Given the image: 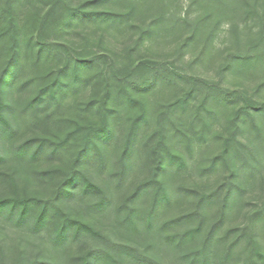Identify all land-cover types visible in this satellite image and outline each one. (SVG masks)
Segmentation results:
<instances>
[{
  "label": "trees",
  "instance_id": "1",
  "mask_svg": "<svg viewBox=\"0 0 264 264\" xmlns=\"http://www.w3.org/2000/svg\"><path fill=\"white\" fill-rule=\"evenodd\" d=\"M42 6L43 18L35 19ZM80 24L93 27L94 49L72 53L57 37ZM122 34L123 50L114 45L115 58L96 81L103 88L96 104L100 121L76 124L51 150L54 154L73 136L81 137L55 195L30 194L21 189L15 171H0V264H65L68 247L82 237L93 244L78 256L79 264H264V198L250 203L244 221L228 223L243 206L248 182L264 173V0H0V57L6 56L0 70V137H15L21 113L33 122L44 120L49 114L40 117L43 108L61 106L66 95L86 85L88 69L111 58L103 49L107 38ZM83 36L88 42L86 32ZM47 60L60 66L17 111L7 93L14 92L27 66L36 69ZM197 66L211 67L214 75L195 74ZM94 104L81 109L68 104L59 120ZM117 105L139 109L123 116L118 184L137 162L151 173L112 211V199L81 163L97 154L105 164L102 141L110 142L122 123ZM199 122L202 129L188 136L185 126ZM216 125L221 151L208 169L223 164L225 180L216 187L173 191L161 171L193 168V152ZM32 141L14 148L5 142L0 163L10 154L39 156L44 139L33 149ZM179 145L183 154L177 153ZM6 181L12 187L8 193ZM178 197H192L191 208L161 218ZM64 198L77 199L86 211H109L112 233L123 237L72 216Z\"/></svg>",
  "mask_w": 264,
  "mask_h": 264
},
{
  "label": "rangeland",
  "instance_id": "2",
  "mask_svg": "<svg viewBox=\"0 0 264 264\" xmlns=\"http://www.w3.org/2000/svg\"><path fill=\"white\" fill-rule=\"evenodd\" d=\"M121 7L123 9V6ZM45 11V7L42 6L37 11L38 16L35 19L41 20ZM93 30V27L90 25L83 26L80 24V26L71 28L69 31L62 33L61 37L59 36L57 38H59L61 42H64L66 47H68L72 53H75V51H82V49H94L91 45L93 44V39L96 34L93 33L92 36L90 35ZM97 31V35H100L101 32H99V30ZM85 32L87 38H89L88 42L84 40L85 36H83V34ZM107 40L109 41V44H104L103 49L108 52V55L111 58L108 59L107 63L93 65L88 69L87 76H89L91 80H89L86 85L80 88L77 92L66 95L61 106L52 104L43 108L40 111V117H45L49 114L44 120L41 119L39 122H33L27 119L26 115L21 113L18 120H16L17 122L15 121V127L17 129L15 137L9 141L0 137V146H6L7 143V146L10 148H14L28 139H33V143L30 146L31 149H33L40 140L44 139L45 143L39 156L35 158L28 157L26 159H19L16 155L10 154L0 163V171L2 173L16 172V177L18 178V183L22 187V190H26L28 193L42 198H51L54 196L59 183L64 178V174L70 171L73 158L81 148L82 140L80 135L73 136L65 146L54 154L51 152L52 148L55 147V145L69 132L73 131L76 128V124L91 125L100 121V114L96 104L102 98L103 88L102 86L97 87L96 81L99 79L100 75L104 76L103 72L108 70L107 67H109L112 60H114V45H116V47H118L117 49L121 51L123 50V43L126 42V40L123 39V34L121 36L118 35L116 38H107ZM35 51L36 46H32L30 54L33 55ZM5 60L6 56L0 57V70L3 67ZM59 66V63L50 60L41 61L36 69L27 66L22 72L20 81L14 89V92L12 91L6 95L9 103L14 105L17 111H22L26 103L36 95L42 86V78L55 71ZM194 73L202 76L214 75V71L211 67L203 66H197ZM151 98L153 99L154 95H151L150 99ZM92 100L95 101V104L89 110H81L79 111V115H76L75 117L73 114L71 115V119L67 118L68 120L66 121L59 120L60 117L66 115L63 112V109L67 107L68 104L78 106L81 109ZM117 107L122 123L119 131L110 142L102 141L105 164L101 165V158L96 152V156H93V161L84 160L81 163L82 169L88 174V176L106 191L109 198L112 199L110 203L112 211L120 206L125 197L151 173L149 166L137 162L125 179L118 184V174L122 170L120 159L123 153L125 139V131H123V116L127 117L136 115L139 112V109L137 107L123 108V105H117ZM125 123L127 124L128 120ZM202 125L203 124L199 122L192 127L185 126V131L188 136H191L192 130L194 132L200 131ZM217 129L220 131L221 127L218 125L214 126L211 131L205 134L206 139L204 144L196 147V151L193 152L192 156L193 163H195L193 168L190 167L184 171H161L160 176L167 181L169 188H172L174 191L179 187L190 189L203 185L216 187L225 180L228 170L223 164L217 165L213 169H208L211 161L215 159L221 151V142L219 138L215 136V131ZM183 137L182 141L183 144H185L186 137ZM176 150L178 154H183L185 147L184 145H179ZM53 169H57L60 173L55 175L41 174L42 171ZM30 172L31 174H29ZM247 185V190L243 196V206L240 211L233 212L232 216L229 218V224L235 225L244 221L246 214L251 210L252 205L250 203L260 201L264 198V173L257 178L255 182H248ZM3 186L7 193L12 190L8 181L3 182ZM62 201L65 206H72V216L91 222L96 228L109 233L114 238L118 237L121 239V237H123L122 235L118 236L115 233H112L114 225L109 211H106V213L86 211L82 208V205L77 199L64 198ZM191 206L192 197H178V199L174 200L171 206L164 208L163 213H161V218L170 217L177 212L188 210ZM92 244L93 242L90 238L82 237L80 241L70 245L67 250L65 264H79L77 261L78 256L86 251Z\"/></svg>",
  "mask_w": 264,
  "mask_h": 264
}]
</instances>
